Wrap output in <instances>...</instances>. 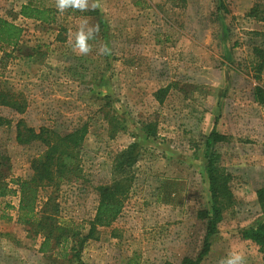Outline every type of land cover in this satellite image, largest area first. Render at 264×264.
Listing matches in <instances>:
<instances>
[{
    "label": "rangeland",
    "instance_id": "1",
    "mask_svg": "<svg viewBox=\"0 0 264 264\" xmlns=\"http://www.w3.org/2000/svg\"><path fill=\"white\" fill-rule=\"evenodd\" d=\"M223 1L229 11L224 25L213 0H99L108 40L100 35L89 41L91 53L77 55L66 33L77 30L81 17L59 13L53 26L43 28L21 18L20 7L56 9V0H0V17L22 27V42L37 51L27 58L0 47V89L28 101L23 115L0 108V120L11 123L0 125V151L10 158L12 174L30 177L31 161L43 151L16 143L19 120L62 134L87 124L80 152L85 179L54 194L61 219L84 227L86 235L98 205L95 189L113 185L114 159L140 144L122 214L84 244L80 261L66 264H179L195 257L204 237L198 212L209 200L203 137L213 129L229 138L218 149L233 175L236 202L202 264H219L233 250L244 254L246 264H264L258 246L242 237L264 220L257 201L264 187V107L254 96L256 86L264 87V71L250 65L263 41L253 33H264V21L247 18L254 6L264 8V0ZM101 44L110 55L98 54ZM164 88L168 95L159 104L154 94ZM98 95L110 97L111 112L126 120L125 132L109 134L102 114L107 100ZM150 122L157 124V137L146 139L143 124ZM48 192L41 191L39 201ZM15 235L26 233L19 227ZM28 240L25 249L19 245V252L9 253L19 262L0 264H61L38 252L40 240Z\"/></svg>",
    "mask_w": 264,
    "mask_h": 264
},
{
    "label": "trees",
    "instance_id": "2",
    "mask_svg": "<svg viewBox=\"0 0 264 264\" xmlns=\"http://www.w3.org/2000/svg\"><path fill=\"white\" fill-rule=\"evenodd\" d=\"M217 2V18L221 25L225 24L229 14L223 0ZM262 5L254 6L247 14V18L257 22L264 21ZM76 17H87L100 25L99 36L107 42L108 26L99 9L85 13L67 10ZM58 10L44 8L32 3L20 7L19 16L30 20L39 26L51 27L58 20ZM25 30L14 22L0 17V47L10 48L23 57L33 58L36 50L24 45ZM254 37L262 38L261 45L253 49L257 61L250 64L258 74L264 71V33L255 32ZM260 79V77H258ZM169 89L158 90L154 97L159 104H163ZM255 100L264 107V87L256 86ZM107 100L102 114L108 124V132L116 137L119 132L127 129L126 120L122 119L111 108L110 97L98 95ZM0 108L9 109L16 115H23L28 109V101L22 93L0 89ZM0 125H10V121L1 119ZM143 132L146 139L157 137V124L144 123ZM88 134L87 124L75 128L71 132L62 134L50 128H40L38 131L27 126L24 120L16 123V143L26 147L39 145L43 151L31 161L32 174L28 178L15 177L12 174L10 158L0 151V199L10 196H20L18 222L24 226L27 236L35 240L39 236L43 239L40 253L48 256L53 262L61 259V264L80 261L81 249L84 244L94 238L99 228H108L122 214L124 201L131 190L133 177L131 175L139 155L140 144L133 143L121 152L113 162L112 173L116 176L113 185H101L95 190L98 195L96 213L91 221L90 231L82 235L84 227L72 221L64 222L60 217V206L54 197L63 184H77L84 180L80 152ZM204 158L206 160V177L208 181L209 200L206 206L198 212V218L204 225V237L201 248L195 257H186L179 264H202L211 251V241L219 233L220 225L227 210L232 208L236 198L232 192L233 175L223 167V156L219 151L220 143L228 142L229 138L213 129L203 137ZM49 190L44 201H39L41 191ZM55 194V195H54ZM257 201L264 214V187L257 191ZM11 208L10 205H7ZM245 240L258 246L264 256V220L255 227L242 232Z\"/></svg>",
    "mask_w": 264,
    "mask_h": 264
},
{
    "label": "clouds",
    "instance_id": "3",
    "mask_svg": "<svg viewBox=\"0 0 264 264\" xmlns=\"http://www.w3.org/2000/svg\"><path fill=\"white\" fill-rule=\"evenodd\" d=\"M56 9L60 14L71 9L82 13L95 11L102 6L99 0H56ZM101 29L99 24H90L87 17H81L77 30L71 29L66 33L67 43L72 47V51L77 55H88L92 51V45L89 41H94L99 36ZM100 55H110L111 49L107 44H101L98 49ZM219 264H246V258L242 252L233 250L225 258L219 261Z\"/></svg>",
    "mask_w": 264,
    "mask_h": 264
},
{
    "label": "crops",
    "instance_id": "4",
    "mask_svg": "<svg viewBox=\"0 0 264 264\" xmlns=\"http://www.w3.org/2000/svg\"><path fill=\"white\" fill-rule=\"evenodd\" d=\"M19 203H20V196L18 195L0 199V261H3L5 259L4 261H7V263L19 262L18 256L14 257L12 255H9V253L11 252V250L15 252L17 251L19 252L18 250L19 245H21V247L25 249L23 245L25 244L26 240L29 241L28 239H30L27 236L24 226L18 222ZM7 205H10L11 208H8ZM19 227L23 228V231L26 233V235L24 236L25 238H20L19 236L16 238L15 228H19ZM24 239L26 240L24 241ZM30 240L33 241V243L35 241L40 240L39 246H36L38 252L40 253L39 249L43 241L41 236H39L35 240L32 239ZM12 241L17 243L18 246L17 250L13 246ZM41 255L45 256L43 253H41Z\"/></svg>",
    "mask_w": 264,
    "mask_h": 264
}]
</instances>
